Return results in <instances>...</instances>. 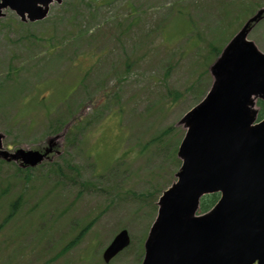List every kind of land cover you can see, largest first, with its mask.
Wrapping results in <instances>:
<instances>
[{"label": "rangeland", "instance_id": "rangeland-1", "mask_svg": "<svg viewBox=\"0 0 264 264\" xmlns=\"http://www.w3.org/2000/svg\"><path fill=\"white\" fill-rule=\"evenodd\" d=\"M61 1L39 22L21 23L10 10L0 18V100L22 92L17 103H0V131L11 146H35L54 135V118L48 122L45 109L37 114L27 96L45 80L39 106L64 103L73 94L72 76L81 85L71 106L88 123L80 122L75 144L55 164L69 161L79 175L70 182L43 164L24 177L0 162V222L8 204L22 197L0 227V264H140L156 201L179 167L174 149L184 129L176 122L211 83L207 67L218 53L210 51L219 45L215 35L229 31L218 35L222 44L264 0ZM223 18L226 29L215 26ZM247 38L264 52V18ZM45 40L60 50L42 46ZM66 45L68 52L61 48ZM31 52L40 62L28 64ZM9 65L26 68L6 79ZM17 105L22 114L32 113L31 128L27 116L13 120ZM66 111L58 107L55 113ZM92 219L81 239L61 253L79 232L78 223ZM121 228L131 244L104 263L102 251Z\"/></svg>", "mask_w": 264, "mask_h": 264}, {"label": "water", "instance_id": "water-1", "mask_svg": "<svg viewBox=\"0 0 264 264\" xmlns=\"http://www.w3.org/2000/svg\"><path fill=\"white\" fill-rule=\"evenodd\" d=\"M52 1L0 0V15L9 7L23 21L26 14L41 19ZM247 25L211 65L213 84L205 99L179 121L186 128L177 149L182 162L177 180L157 202L142 264H264V119L255 122L256 99H264V53L246 39ZM3 137L0 158L31 166L42 160L32 150H1ZM214 192L216 203L197 215L200 198ZM128 244L123 229L103 259Z\"/></svg>", "mask_w": 264, "mask_h": 264}, {"label": "trees", "instance_id": "trees-1", "mask_svg": "<svg viewBox=\"0 0 264 264\" xmlns=\"http://www.w3.org/2000/svg\"><path fill=\"white\" fill-rule=\"evenodd\" d=\"M263 109V108H262ZM263 115V113H260V116ZM3 194H7L5 192H2ZM20 198H22L21 196H18L14 201H12L11 203L8 204L9 206V210L10 212L8 213V215L5 217V219L2 221V223L5 225L6 222H8V220L10 219V217L13 215V212L15 211L16 205L19 204V200ZM217 198V194H212V195H207L205 197H203V199L201 200V205H200V209L202 211L208 209L216 200ZM91 225V223H88L83 229L82 231L76 236V238H74L75 241H77L82 233L89 228V226Z\"/></svg>", "mask_w": 264, "mask_h": 264}, {"label": "flooded vegetation", "instance_id": "flooded-vegetation-1", "mask_svg": "<svg viewBox=\"0 0 264 264\" xmlns=\"http://www.w3.org/2000/svg\"><path fill=\"white\" fill-rule=\"evenodd\" d=\"M54 131H55V129H54ZM36 146L38 147L39 150H43L45 148V143L44 144L43 143H39ZM56 148H57V146H53L52 147L51 152H50V156H53V153L56 151ZM52 161H53V159L50 160V162H52Z\"/></svg>", "mask_w": 264, "mask_h": 264}]
</instances>
